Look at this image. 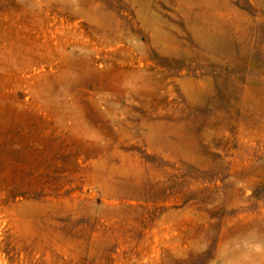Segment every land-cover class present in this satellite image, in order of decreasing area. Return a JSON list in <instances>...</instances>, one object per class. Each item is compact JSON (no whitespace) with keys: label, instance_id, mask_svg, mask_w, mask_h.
I'll use <instances>...</instances> for the list:
<instances>
[{"label":"rangeland","instance_id":"obj_1","mask_svg":"<svg viewBox=\"0 0 264 264\" xmlns=\"http://www.w3.org/2000/svg\"><path fill=\"white\" fill-rule=\"evenodd\" d=\"M0 264H264V0H0Z\"/></svg>","mask_w":264,"mask_h":264}]
</instances>
